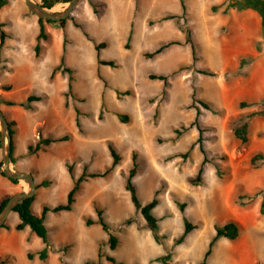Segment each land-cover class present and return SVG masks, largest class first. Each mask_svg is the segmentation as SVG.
<instances>
[{
	"label": "rangeland",
	"instance_id": "374dc122",
	"mask_svg": "<svg viewBox=\"0 0 264 264\" xmlns=\"http://www.w3.org/2000/svg\"><path fill=\"white\" fill-rule=\"evenodd\" d=\"M53 1L55 11L66 7L61 0ZM97 1L103 4L94 12L89 0H79L63 24L64 29L65 25L68 29L73 28L63 33L67 42L65 65L71 68L65 118L57 116L55 107L62 102L61 89L68 85L67 72L59 73L54 82L48 81L45 86H36L35 82H15L12 93L18 100L24 99L27 89L48 93L49 97L34 111V116L42 121L39 131L45 137L66 132L74 135L68 141L51 143L38 155L27 154V159L37 162L36 168L45 176L52 168L47 160L68 159L74 162L76 174L80 173L83 164L89 171L103 170L112 160L108 142H112L120 154V161L108 175L84 181L76 193L72 212L79 213V260L74 258L77 262L72 264H82L86 259L93 260L91 264H112L105 259L106 253L124 264H159L148 260L165 252L170 253L172 264H194L201 259L215 232V224L230 220L239 226L238 237L218 239L207 264H264V214L260 212L261 195L258 193L264 180V162L258 168L248 164L251 153L264 152V115L254 114L248 118L250 139L245 146L239 147V140L232 131L233 124L240 113L252 112L255 106L239 107V101L249 99L241 95L246 89L241 83L245 79L237 80L239 76L234 75V70H224L225 64L220 66L223 62L220 55L226 56L233 51L234 42L241 43L234 57L239 52L255 49L259 61L254 72L245 70L243 75L251 77L253 74L264 85V63L261 61L264 60V27L260 16L249 8L228 9L224 13L227 0H186V11L180 22L191 28L192 37L199 44L196 68L217 72L216 76H210L178 68L191 61L188 46L171 45L151 58L143 55L164 41L184 38L173 20L157 21L162 13L181 14L177 0ZM130 20L132 35L127 42ZM51 24L61 27L57 22ZM88 37L94 42H106L100 57L114 60L115 67L97 63L94 42ZM17 68V72H23L19 65ZM148 73L167 74L169 85L164 88L162 81L149 79ZM28 77L26 75V80ZM85 78L95 87L92 97L88 95L90 91ZM125 90L130 93H122ZM193 93L209 102L212 110L194 101ZM73 105L80 110L79 133ZM197 106L201 110L199 122L207 128L203 132L204 147L209 156L223 154L224 157L217 159L220 175L212 163H206L201 180L193 185L189 179L196 175L202 159L198 145L191 147L198 130L191 127L176 135L174 129H182L183 125L192 122ZM118 113L126 118H121ZM132 152L137 153L139 164L133 180L140 200L143 203L149 201L158 190L159 201L152 212L158 219L159 242L153 239L124 187ZM177 153L183 156L168 159ZM61 169L69 176L63 163ZM30 171L33 177L37 175L35 170ZM69 181L71 184L70 176ZM22 182L27 186L24 180ZM241 194L246 196L241 199ZM47 197L50 202H58L55 193L47 194ZM182 202L186 204L183 213L178 207ZM95 204L103 209V216L118 239L113 250L107 243V233L99 224L86 225L84 222L87 216L96 218ZM183 215L198 226L177 244L175 239L182 232ZM86 234L92 235L88 242L92 246L82 244L80 238ZM65 244L53 243L52 249L63 250ZM99 247L102 256L97 262ZM69 255L64 251L62 261L67 262Z\"/></svg>",
	"mask_w": 264,
	"mask_h": 264
},
{
	"label": "crops",
	"instance_id": "0c3cea01",
	"mask_svg": "<svg viewBox=\"0 0 264 264\" xmlns=\"http://www.w3.org/2000/svg\"><path fill=\"white\" fill-rule=\"evenodd\" d=\"M35 1L38 3L42 2V0ZM177 1L180 5V0ZM184 2L187 6L186 0H184ZM225 5L226 3L224 4V7ZM54 6L55 4L51 6L52 10L54 9ZM128 22L129 29L126 33V41L130 31L132 35V21L130 20ZM51 23L46 21L43 23L45 31L48 33V38L40 40L41 48L38 55H36L34 48L37 42L36 36L40 28L38 17L28 9L24 0H4V3L0 6V26L2 33L4 34L0 40V108L7 121L14 122L15 132L13 135V147L11 152L13 168L22 172L31 173L30 170H35L37 172V175L34 177L36 190L34 199L31 203V209L36 213H40L42 205L45 203L54 205L59 202H64L69 189L73 185V181L70 184V174L65 165V162L70 160H61L60 162L47 160V163L49 166H52V168L48 170V175L45 176L41 173L40 169L36 168L37 162L34 163L29 161V158L27 159V154L38 155L39 151L45 150V148L51 144L44 146L36 153H29L27 147L30 142H36L40 137L41 132L39 129L41 128L42 121L34 116V111L38 109V105L42 100L49 97L48 93H39V91L38 93L30 92L27 89L23 94L24 99L22 100H18L12 96L15 82H35L36 86L40 84L45 86L48 81L54 82L59 73L64 74L57 70L54 72L53 76H51L53 69L60 63L61 56L64 55V58L66 59L67 42L63 33L68 30H73V28L71 29L69 27L68 29L66 25L65 29L64 25L56 28L55 26H52L53 24ZM177 40L183 41L184 38ZM195 42L197 43L198 52L199 44L196 40ZM240 45L241 43L234 42L231 46L233 51H229L226 56L220 55L223 60L220 66L225 64L224 70H236L240 56L249 54L254 56V59L249 65L244 67V70L249 72L253 70L252 72H254V68L257 65L256 63L259 61L258 59L256 60L255 49L250 48L246 53L239 52L237 57H234L236 55L235 50L239 49ZM181 46L189 47L187 44ZM189 51L191 54L190 47ZM190 58L192 61L191 56ZM261 61L264 63V60ZM17 65H19V70L22 69L23 72H17ZM26 75L29 76L27 80ZM238 76L237 80L245 79L243 80L244 82L241 83H244L246 89L242 90L241 95L249 97L247 100L255 101L264 95V85L259 82L255 75L252 74L251 77H249L250 75L245 77L244 75ZM67 87L61 89L60 93L62 94L63 99L62 102L55 107V112L61 119L65 118L66 110L68 109V106H65L64 104V93L67 91ZM30 95H41L42 98L37 101H31L30 104L32 107L28 108L26 107L25 102ZM6 100H11L14 104L9 105L6 103ZM21 103L24 105H21ZM75 106L77 105L72 106L73 109ZM77 132L79 133L78 129ZM66 133L71 134L68 140L74 137L72 132ZM66 133L55 137L62 136ZM41 136L43 135L41 134ZM61 163L64 164L69 176H67V173L61 169ZM44 180H47L48 183L40 185ZM22 181L23 180L12 182L9 178L0 173V200L5 196H11L17 192L25 190L27 187ZM46 193H55L58 202H50ZM75 202L70 210H59L56 212L48 211L43 220L51 243H66L65 245H69L67 250L50 249L47 257L45 259H40L38 251L44 247L43 241L31 231L29 226L17 229L16 225L19 223L20 219L16 211H11L5 221L6 225L0 226V260H5V264H72L73 261L77 262L74 258L79 260V213L75 215L74 212H72L74 211ZM71 233H73V237H70ZM91 236L92 235L90 234L81 236L80 240L82 241V244L92 246L88 243L90 240L89 237ZM99 241L100 240L97 241V245L99 244ZM73 246H77L74 248L75 252H73ZM64 251L71 254L69 255L70 258L67 262H63L61 259ZM29 254H32V257H30ZM74 255H78V257H74Z\"/></svg>",
	"mask_w": 264,
	"mask_h": 264
},
{
	"label": "trees",
	"instance_id": "16d2710c",
	"mask_svg": "<svg viewBox=\"0 0 264 264\" xmlns=\"http://www.w3.org/2000/svg\"><path fill=\"white\" fill-rule=\"evenodd\" d=\"M62 2H66L68 0H61ZM4 3V0H0V6ZM225 7L223 8V12L226 13L228 11V9H244V8H249L252 9L254 11H256L258 13V15L260 16L261 19V25L264 27V0H227ZM41 4L43 7H51L54 4L53 0H42ZM89 4L91 5L92 9L94 12H97V9L100 5H102L101 2L98 1H93V0H89ZM180 7H181V14L178 13H173V12H166L161 14L157 21H164V20H173V22L175 23L176 27L181 30L184 33V40H177V39H171V40H167L164 41L162 43H160L157 47H155L152 51H145L143 52V55L145 57L151 58L159 53H161L163 50H165L166 48H168L171 45H184L187 44L190 47L191 50V57H192V61L189 64H182L179 65L178 68H185L187 70H195L198 73H202L205 75H210V76H216L217 72L213 71V70H209L208 68H196L195 64L196 62L199 60V55L197 52V43L195 42L194 38L192 37V30L190 27L184 26L181 22H180V18L181 15H183L186 11V5L184 0H180ZM39 21V32L36 36L37 42L35 44V54L38 55L40 48H41V44H40V40L41 39H47L48 38V33L45 31L44 28V21L48 22V23H53V22H57L60 25H63L66 21L65 19H61L59 21H52V20H46V19H42V18H38ZM77 25V24H76ZM86 36H88L87 33H85ZM3 33L1 38L3 37ZM131 37V31L129 32V35L127 37V42L130 40ZM89 40L93 41L92 38L88 37ZM94 42V41H93ZM106 46V42L105 41H100V42H94V50H95V54H96V61L98 64L100 65H108L110 67H115V61L112 59H103L100 58V50ZM254 59V56L252 55H243L240 56L239 61H238V66L237 69L234 70V75H243L245 73L244 67L246 66L245 64H247V62H251ZM61 71L62 73H68V87H67V91L64 93L65 96V106H68V99L67 96L70 93V89H71V68L67 65H65V58L64 55L61 56L60 59V63L53 69L51 76H53L55 71ZM103 81L104 84L107 85L105 79L100 75L99 76ZM147 77L151 80H160L163 82V87L166 88L169 85L168 82V75L164 74V73H148ZM117 93H121L118 92ZM124 94H128L130 93L129 90H125L124 92H122ZM193 100L197 101L199 103L200 106H202L205 109H209L212 110L211 105L209 104V102H207L206 100L202 99V98H197L195 96V94H192ZM42 98L41 95H30L28 96L25 105L28 108H31V101H37L40 100ZM6 103L11 105L14 104L13 101L11 100H6ZM21 105H24L23 103H21ZM251 106H255V109L252 112H248V113H240L237 117L236 123L233 124L232 127V131L234 136L239 140V147L245 146L250 139L249 136V123H248V118L254 114L257 115H264V95L255 101H249V100H241L239 101V107L240 108H245V107H251ZM75 110V124L77 126L78 131H81V123L79 120V115H80V110L78 106L74 107ZM119 116H121V118L125 119L126 117L122 116L120 113H118ZM201 114V110L200 108L197 106L196 107V116L195 119L190 122L188 125H183L182 129L179 128H175L174 129V133L176 135H180L182 133V131L188 130L191 127H196L198 130V136L196 138V140L191 144V147L194 146L195 144L198 145V149L202 154V159L200 162V165L197 169L196 175L193 178L189 179V182L191 184H196L197 182H199L201 180V176L203 173V166L206 163H212L215 166V169L218 173V175H220V170H219V162H217V159H222L223 154L222 155H213V156H209L208 151L206 150V148L204 147V140L205 137L203 135V132L207 129L201 126L200 122H199V115ZM9 127H10V133H11V137H12V146H11V152H12V147H13V135L15 132V128H14V122L13 121H8ZM71 134L70 133H66L62 136L59 137H43L40 136L38 138V140L36 142H30L28 144V151L29 153H36L39 149L43 148L46 145H49L52 142L55 141H62V140H68L70 138ZM110 155H111V164L109 166H107L106 168H104L103 170H93V171H89L87 170V165L83 164L82 165V169L80 171V173L76 174L75 173V169H74V162H70V161H66L65 165L66 168L72 178L73 181V185L72 187L69 189L68 193H67V197L66 200L64 202H59L57 204H48L45 203L42 205L41 211L40 213H36L31 209V203L34 199V196L25 198L22 202L18 203L12 211H16L18 213L19 216V223L16 225L17 229H22L25 226H29V228L31 229V231H33L37 236H39L41 238V240L44 243V247L38 251V255L40 259H45L47 257L48 251L50 249L53 248V244L51 243L49 236H48V232H47V228L43 222L44 220V216L48 211H59V210H70L73 207V204L75 202L76 199V193H78L80 191V189L82 188V183L90 178H94V177H104L106 175H108L111 170L113 169V167L120 161V154L117 151L116 147L112 144V142H108L107 144ZM182 154L177 153L174 154L172 156H168V159L174 156H178ZM131 158H132V163L131 166L128 168V171L125 175V182H124V187L125 189L129 192V196H130V200L133 204V207L136 211H138L142 217L144 218L150 232L151 235L153 237V239L156 242L160 241V236L158 234V219L157 217L153 214L152 210L153 208L158 204V197H157V193L158 190H155L152 198L143 203L139 196H138V192H137V188L136 185L134 183V176L138 173L139 171V164H138V160H137V153L136 152H132L131 154ZM12 160V158H11ZM264 162V152L257 150L254 151L253 153H251V155L248 158V164L249 166L253 167V168H258L262 163ZM0 167H2V161H0ZM1 175L5 176L3 171H0ZM9 180H11L12 182H17V179H11L9 178ZM48 181L44 180L40 183V185H45L47 184ZM258 193L261 195V203H260V212L262 214H264V180L263 183L261 185V187L258 189ZM246 196V194H241V196L239 195V198H244ZM9 198V196H5L0 200V210L2 209V207L4 206V204L6 203L7 199ZM186 204L184 202L182 203H178V207L179 210L183 213L184 212V208H185ZM94 210L96 213V218H93L92 216H87L84 219V222L86 225H91L93 223H99L101 228L107 233V243L109 245L110 249H115L118 243V239L117 237L112 233V231L110 230V224L109 222H107L103 216V209H101L100 207H98L96 204L94 205ZM182 221H183V229L182 232L177 236V238L175 239V243L180 244L184 241L185 237L194 229L197 228V224L191 222L186 216H182ZM126 223H130L129 220H126ZM6 222L2 225L5 226ZM215 232L212 235V237L209 239L208 244L206 249L204 250V252L202 253V257L200 260L196 261L194 264H207L208 262V258L212 252V248L214 246V244L216 243V241L222 237L227 238L229 240H234L238 237L239 234V226L238 224L233 221H226L224 223H219V224H215ZM69 247V245H64L63 249L67 250V248ZM98 258H97V262L100 259V257L102 256L100 247L98 248ZM30 257H32V254H29ZM105 259L107 261H109L112 264H124L122 261H118L114 256H112L111 254H104ZM170 253L169 252H165L161 255L155 256L153 258H150L148 261L149 262H157L159 264H172L170 261ZM93 262V260L90 259H86L82 262V264H91ZM0 264H5V260H0ZM132 264H137V263H132Z\"/></svg>",
	"mask_w": 264,
	"mask_h": 264
},
{
	"label": "water",
	"instance_id": "95a60500",
	"mask_svg": "<svg viewBox=\"0 0 264 264\" xmlns=\"http://www.w3.org/2000/svg\"><path fill=\"white\" fill-rule=\"evenodd\" d=\"M24 2L28 9L32 11L38 18L59 21L68 17L73 8L78 4L79 0H68L66 1V7L57 11L52 10L51 7H43L35 0H24ZM1 36L2 29L0 26V40ZM11 142L12 137L10 133V127L2 109L0 108V154L2 161V171L7 178L24 180L27 183V188L9 196L6 203L0 210V226L5 223L9 213L13 210V208L25 198L34 196L36 190V183L31 173L22 172L13 168L11 160Z\"/></svg>",
	"mask_w": 264,
	"mask_h": 264
},
{
	"label": "bare ground",
	"instance_id": "6f19581e",
	"mask_svg": "<svg viewBox=\"0 0 264 264\" xmlns=\"http://www.w3.org/2000/svg\"><path fill=\"white\" fill-rule=\"evenodd\" d=\"M54 10V9H53ZM80 49V48H79ZM79 52H81V49L79 50ZM80 58H82V55H80L79 56ZM82 63H84V62H82ZM84 65V64H83ZM83 68L82 69H84L85 68V66H82ZM86 70V69H85ZM85 82H86V85H87V88H88V90L90 91L89 92V94L88 95H90L91 97H92V94L94 93V89H95V87L92 85V83H91V81H89V79L88 78H85ZM87 90V89H86ZM88 92V91H87ZM89 96V97H90ZM261 144V143H260ZM27 187V186H26ZM215 199V198H214ZM208 200V199H207ZM216 205V204H215ZM208 207V206H207ZM221 207V206H220ZM210 209V208H209ZM208 209V210H209ZM214 209H216V208H214ZM207 210V209H206ZM211 210V209H210ZM212 210H213V208H212Z\"/></svg>",
	"mask_w": 264,
	"mask_h": 264
}]
</instances>
